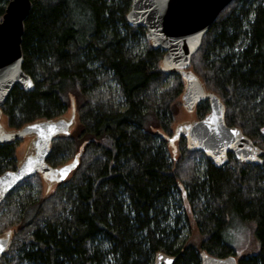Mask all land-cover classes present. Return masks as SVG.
Wrapping results in <instances>:
<instances>
[{
	"label": "trees",
	"instance_id": "trees-1",
	"mask_svg": "<svg viewBox=\"0 0 264 264\" xmlns=\"http://www.w3.org/2000/svg\"><path fill=\"white\" fill-rule=\"evenodd\" d=\"M29 1L21 68L34 89L15 86L1 112L16 130L65 115L73 98L75 126L53 141L47 162L80 155L49 194L34 175L0 204V234L13 232L0 264H151L156 252L174 256L173 264H200L201 251L234 255L225 238L233 218L254 224L259 245L238 264H264V155L261 165L229 155L221 168L205 158L201 176L202 153L189 152L183 139L173 157L161 135H172L183 82L160 71L164 52L127 23L131 1ZM7 4L0 0V21ZM190 69L221 98L226 124L264 151V0L231 2ZM208 112L205 102L195 109L199 119ZM17 141L0 145V174L14 170ZM183 201L194 240H181Z\"/></svg>",
	"mask_w": 264,
	"mask_h": 264
},
{
	"label": "water",
	"instance_id": "water-1",
	"mask_svg": "<svg viewBox=\"0 0 264 264\" xmlns=\"http://www.w3.org/2000/svg\"><path fill=\"white\" fill-rule=\"evenodd\" d=\"M127 23L134 28H144L145 38L153 49L164 55L159 69L166 75L178 74L183 82L180 96L182 109L192 114L200 103H207L209 112L201 119L179 122L170 137L161 135L170 148L183 139L189 152H200L215 167L225 166L231 155L237 163L261 165L264 151L234 126L225 122V106L214 92L206 90L200 79L190 69L192 56L200 49L204 35L220 13L234 0H130ZM29 0H8L0 21V118L5 104L15 86L23 91L34 89L32 79L21 68V38L23 24L30 12ZM30 85V86H29ZM74 99H70L67 116L40 119L20 129H5L0 123V145L29 139L24 152L16 161L14 170L0 174V204L26 179L39 175L44 194L62 184L76 169L80 152L70 162L51 166L47 159L54 140L68 137L75 126ZM233 132L237 133L233 135ZM175 150V149H174ZM69 169L61 178V170ZM12 231L0 234V259L12 243ZM200 264H238L234 255L213 257L201 251ZM174 256L156 252L151 264H173Z\"/></svg>",
	"mask_w": 264,
	"mask_h": 264
},
{
	"label": "rangeland",
	"instance_id": "rangeland-1",
	"mask_svg": "<svg viewBox=\"0 0 264 264\" xmlns=\"http://www.w3.org/2000/svg\"><path fill=\"white\" fill-rule=\"evenodd\" d=\"M142 45L143 46L145 45L144 41H142ZM168 85L169 84H166L165 86L167 87ZM110 86L114 91L117 90V87L114 84V82L110 81ZM117 101L118 100H116V102ZM68 114H69V112L63 116H67ZM195 119H199L196 117L195 112L192 114L186 113L182 109L180 101H179L178 113L176 115L175 124L173 126V129H174L175 125L179 122L191 121V120H195ZM0 123L5 129H8L7 120H6L5 116L2 115V117L0 118ZM28 141H29V139H23V140L17 141L16 148H15L16 161L20 158V156L24 152ZM177 143L178 142L175 143L173 149L169 148V150H170V153L173 155V157L175 154V156L178 158L179 157V146H177ZM174 151H175V153H174ZM72 159L73 158L67 160L66 162H70ZM204 159H205V157L203 155L198 157V159H197L198 166H196L195 169H197L196 173H198L199 176L202 175L203 170H204V166H205L204 165ZM66 162L63 161L61 164H64ZM51 166H54V165H51ZM27 186L30 187V185H27ZM32 186H33V192H37V186L35 185V183H33ZM16 189H17V191H19V193L23 192L21 187H18ZM179 199H181V196H179ZM182 209L184 210L185 216L187 217V221H186V223H184L185 226L181 232V240H184L187 236H189L191 239L194 240L196 237L195 224H194L193 218L190 214L189 207L184 201L182 202ZM14 229L15 228H12V230H14ZM254 229H255V226L252 222L241 221L237 218L232 219L230 229L227 230L225 238H226L227 243L230 246H232V248L234 249V257L236 260H239L243 256L254 255L258 252L259 245H258V242H257L256 237H255V230Z\"/></svg>",
	"mask_w": 264,
	"mask_h": 264
},
{
	"label": "snow or ice",
	"instance_id": "snow-or-ice-1",
	"mask_svg": "<svg viewBox=\"0 0 264 264\" xmlns=\"http://www.w3.org/2000/svg\"><path fill=\"white\" fill-rule=\"evenodd\" d=\"M30 86V85H29ZM237 133L233 132V135H236ZM69 169L61 170V178H63V175L68 171ZM0 250H2V247H0Z\"/></svg>",
	"mask_w": 264,
	"mask_h": 264
}]
</instances>
